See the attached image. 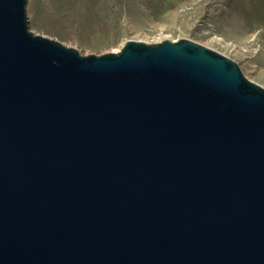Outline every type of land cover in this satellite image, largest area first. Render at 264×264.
Wrapping results in <instances>:
<instances>
[{"label": "water", "instance_id": "water-1", "mask_svg": "<svg viewBox=\"0 0 264 264\" xmlns=\"http://www.w3.org/2000/svg\"><path fill=\"white\" fill-rule=\"evenodd\" d=\"M0 0V264H264V88L196 42L81 55Z\"/></svg>", "mask_w": 264, "mask_h": 264}, {"label": "rangeland", "instance_id": "rangeland-1", "mask_svg": "<svg viewBox=\"0 0 264 264\" xmlns=\"http://www.w3.org/2000/svg\"><path fill=\"white\" fill-rule=\"evenodd\" d=\"M29 30L81 55L191 40L264 88V0H27Z\"/></svg>", "mask_w": 264, "mask_h": 264}]
</instances>
